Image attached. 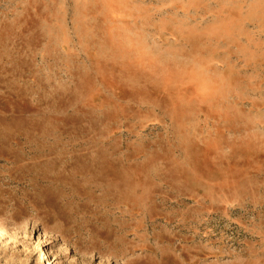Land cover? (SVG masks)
I'll list each match as a JSON object with an SVG mask.
<instances>
[{"label": "rangeland", "instance_id": "1", "mask_svg": "<svg viewBox=\"0 0 264 264\" xmlns=\"http://www.w3.org/2000/svg\"><path fill=\"white\" fill-rule=\"evenodd\" d=\"M264 264V0H0V264Z\"/></svg>", "mask_w": 264, "mask_h": 264}, {"label": "bare ground", "instance_id": "2", "mask_svg": "<svg viewBox=\"0 0 264 264\" xmlns=\"http://www.w3.org/2000/svg\"><path fill=\"white\" fill-rule=\"evenodd\" d=\"M42 259H45L47 262H46V264H49V262H48V258L45 256V254L43 253V255H42Z\"/></svg>", "mask_w": 264, "mask_h": 264}]
</instances>
